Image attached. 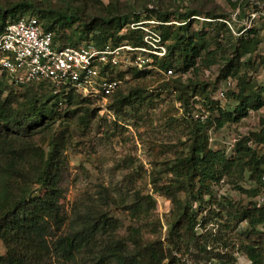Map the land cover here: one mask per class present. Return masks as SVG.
I'll return each mask as SVG.
<instances>
[{"label":"trees","instance_id":"1","mask_svg":"<svg viewBox=\"0 0 264 264\" xmlns=\"http://www.w3.org/2000/svg\"><path fill=\"white\" fill-rule=\"evenodd\" d=\"M171 1L170 9L145 5L130 13L115 9L89 18L83 17L77 5L55 8L35 0L0 5V35L9 23L32 11L43 30L53 32L54 43L59 46L90 42L118 45L123 41L143 46L145 31L129 28L130 24L157 22L153 28L167 42V53L163 57L153 55L151 67L113 70L112 77L120 78L122 85L108 97L106 108L113 119H127L131 114L128 108L137 111L136 104L142 105L147 99L142 88L126 90L125 86L153 70L172 69L170 77L174 79L166 86L177 92L190 126L187 152L170 165L172 177L157 187L173 202L166 239L145 242L138 227L128 229L127 240L118 238L119 219L110 217L102 207L81 215L79 228L57 237L67 220L58 206L64 194L67 145L75 131L100 132L107 125L106 117L100 115L104 107L99 98L85 97L71 84L58 89L47 80L15 84L9 73L0 69V244L5 247L0 264H50L54 254L74 258L107 231L111 233L95 264H189L187 255L197 264H241L233 252L221 250L219 243L225 248L238 247L248 264H264V81H252L242 73V69L254 66L253 57L261 43L259 30L244 27L228 42L226 51L219 38L232 33L226 22L232 20L228 13L205 10L196 0ZM227 1L234 11L239 10V17L264 8V0ZM200 17L208 20L201 21ZM72 32L74 38L69 34ZM213 44H217L215 49H211ZM219 58L221 76L238 78L235 90L228 93L232 83L226 89L232 102L229 109L217 107L206 83L181 80L200 64L211 66L220 62ZM198 101L215 110L207 116V129L202 117L193 115ZM261 110L258 130L236 140L231 155L211 148L210 127L219 129L239 122L250 111ZM223 177L232 179L248 200H218L213 186ZM246 181L251 184L249 188L243 186ZM151 200L134 195L127 208L139 215L148 211ZM214 218L218 219L216 233H198L200 226L206 228ZM192 246L195 251H191Z\"/></svg>","mask_w":264,"mask_h":264},{"label":"rangeland","instance_id":"2","mask_svg":"<svg viewBox=\"0 0 264 264\" xmlns=\"http://www.w3.org/2000/svg\"><path fill=\"white\" fill-rule=\"evenodd\" d=\"M15 1L19 0H0V5ZM35 1L55 8L77 5L84 18L105 15L115 9L119 13H130L131 10H137L145 5L165 9H170L172 5L171 0H165L159 4H154L156 0ZM195 2L205 10L225 12L231 16V25H228L233 36L225 34L219 38L220 42L222 41L221 46L228 51V42L239 35L245 23L249 24L248 15L239 17V10L234 11L227 0H213L211 3L206 0ZM26 14L37 15L32 11ZM200 20L208 19L200 17ZM155 24L146 22L144 25L154 29ZM251 26L258 28L261 43L253 57L254 66L242 69V73H245V76L250 77L252 81L262 83L264 81V19L256 18ZM129 28H132V24ZM69 34L75 37L74 32ZM165 44L167 46V42ZM215 47L217 44H213L211 49ZM219 61L211 66L200 64L196 70H190L189 73L184 74L181 80L192 79L206 83L208 93L211 94L213 102L217 103V107L229 109L232 102L228 93L237 88L238 78L233 75L227 78L221 76L220 70L223 64L220 58ZM172 79L174 78L165 75L164 69L153 70L144 78L132 79L125 89L142 88L147 99L142 105L136 104L137 111L128 108L131 114L127 119L117 117L113 119L106 108L109 100L106 103L99 101L104 107L100 115L106 117L107 125H103L100 132L96 129L75 131L66 148L68 159L62 183L64 194L58 199V206L66 215L67 220L57 233V237L67 235L79 228L81 215L94 207H102L110 217L119 219L118 238L127 240L128 229L138 227L143 232L145 242L152 239H166L173 202L158 192L157 187L172 177L169 173L170 165L178 156L187 152L186 147L190 135V126L184 119L185 109L177 98L178 94L171 87L166 86ZM228 81L232 83L231 89L224 98L218 97L217 89ZM209 106L204 105L203 101H198L195 102L193 108V115L202 117L201 120L205 122L206 129L207 116L215 113V110ZM262 112V110L250 111L239 122L228 123L219 129L210 127L211 148L225 150L227 155H231L236 140L242 135L258 130ZM99 121L103 123L102 120ZM243 186L249 188L251 184L246 181L243 182ZM213 187V194L218 200L228 197L241 201L248 200L246 194L241 192L230 178L223 177ZM134 195L151 197V206L148 211L141 212L139 215L131 214L127 207ZM254 199L258 200L259 196ZM194 207L199 208L197 203H194ZM217 222L218 219L214 218L206 228L200 226L197 229L198 233H216ZM110 233L111 231H107L99 234L94 239L91 248L76 254L74 258L54 254L50 259V264H95L94 260L100 258L103 245ZM219 245H222L221 250L233 252L239 263L248 264V259L241 250H238V247L225 248L223 244L219 243ZM191 251H195L194 246L191 247ZM4 253L5 247L0 244V254ZM186 259L189 264H197L190 255H187Z\"/></svg>","mask_w":264,"mask_h":264},{"label":"built area","instance_id":"3","mask_svg":"<svg viewBox=\"0 0 264 264\" xmlns=\"http://www.w3.org/2000/svg\"><path fill=\"white\" fill-rule=\"evenodd\" d=\"M260 16L264 17V8L250 12L245 29ZM132 28L145 31L143 46H134L128 41L118 45L99 46L90 42L59 46L54 43L53 32L43 30L38 17L27 15L9 23L0 35V69L6 70L15 84L47 80L56 89L71 84L85 97L99 98L106 103L122 85L120 78L112 77L113 70L151 67L153 55L163 57L167 53V46L156 30L144 26L143 22L132 24ZM173 74L172 69L165 72L168 77ZM225 85L217 92L220 98L226 96L231 81Z\"/></svg>","mask_w":264,"mask_h":264}]
</instances>
